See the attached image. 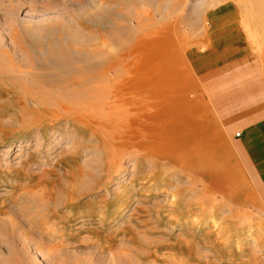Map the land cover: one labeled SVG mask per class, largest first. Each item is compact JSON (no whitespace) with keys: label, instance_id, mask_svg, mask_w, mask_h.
<instances>
[{"label":"rangeland","instance_id":"rangeland-1","mask_svg":"<svg viewBox=\"0 0 264 264\" xmlns=\"http://www.w3.org/2000/svg\"><path fill=\"white\" fill-rule=\"evenodd\" d=\"M112 2L0 0V71L10 72L12 62L3 51H16L10 37L22 30V22L33 27L32 32L24 28L22 35L35 39L43 34L53 43L58 51L46 63L57 64L65 74L93 67L68 48L81 44L78 23L91 12L112 14L103 28L112 38L113 53L147 33L169 35L177 53L174 78L187 83L185 95L197 102L193 123L202 121L206 136L222 150L217 160L221 179L209 178L218 169L209 158L189 169L180 159H140L135 147L117 151L111 138L118 132L108 128L101 129L104 145L95 135L79 133L54 117L66 114L58 102L76 104L73 93L44 98V105L56 110L53 116L0 107V264H264V197L232 135L219 132L225 124L213 117V105L189 65L193 54L200 53L193 51L203 32L206 49L208 18L225 26L222 46H229L236 34L242 52L246 43L250 59H259L264 69V0ZM88 34L82 30L83 37ZM30 57L38 64L36 55ZM55 72L52 66L43 76L49 86L57 83ZM101 80L98 101H113L110 88L122 79L111 73ZM49 208L55 217L46 216ZM50 229L67 236L64 247L56 249L58 239L41 235Z\"/></svg>","mask_w":264,"mask_h":264},{"label":"bare ground","instance_id":"bare-ground-1","mask_svg":"<svg viewBox=\"0 0 264 264\" xmlns=\"http://www.w3.org/2000/svg\"><path fill=\"white\" fill-rule=\"evenodd\" d=\"M116 1L121 2V0ZM113 3L114 0L112 5L115 4ZM94 12L89 13L90 15L86 19L78 23L81 44L69 45L68 47L69 53L81 61L93 64L92 69L89 71L79 68V72L65 74L57 64L46 63L47 58L58 50H54L53 43L51 44L46 40V35L40 34L35 39L30 38V36L27 38L24 36L25 34L22 35L20 32H23L24 28L30 31V27H32L24 26V22H22V30L19 27L20 30L15 29L11 33L10 40L13 41L17 49L16 51L13 49L10 53L7 49L3 51L4 57L9 59L12 64H9L10 72L0 71L1 109L6 111L5 109L15 106L19 114L39 117L43 111L53 116L56 110L47 108L43 102L44 98L60 91L73 93L77 95L74 106L58 102L59 106L66 111V114L61 117L54 116L58 118L57 120L63 119L72 127L74 126L79 133L95 135L103 145L105 139L102 140L103 133L101 129L108 128L109 131H117L118 133L113 137L112 134L110 135L111 140L113 139L114 143L118 145L114 149L118 151L133 147L138 148L141 152L140 159L153 156L167 160L168 163L180 159L182 162L179 164L193 169V166H188L200 162L203 166L205 160L209 158L211 159V165L213 167L216 165V168H218L217 170L214 168L215 170L211 172L209 178L212 181L220 180L222 172L217 160L222 150L217 148L206 136L205 124L202 121H200V126L193 123L192 111L194 104L197 102L194 103L190 100L192 97L189 98L185 95L187 83L185 84V82L174 78V73L177 71L174 64L177 53L172 38L169 35L161 36L156 33H147L138 37L132 45H122L117 53H113L109 49L112 38L108 36L105 28H103L112 14L104 17L105 14L102 13L101 16L97 17ZM111 12L114 13V10ZM111 12L109 10L108 13ZM82 30L88 31L89 34L83 37ZM65 49L67 48L65 47ZM31 55H36L38 64H32ZM81 65L85 64L79 66ZM52 66L56 70L57 83L49 86L43 76ZM111 73H113V78L122 79L121 83L115 82L110 88V97L113 101H98L96 92L100 89L101 78ZM33 104L35 106H32ZM43 123L44 121H41L39 126L44 125ZM109 139L108 141H110ZM172 164L175 165L176 163ZM200 172L202 173V171ZM219 183L221 184V182ZM218 189L220 188L218 187ZM71 200L70 204H72ZM46 214L48 217L56 216L53 208L46 209ZM51 230H44L41 235L54 242L58 239L56 249L64 247L65 242L68 241V239H65L67 236L65 237L63 233L56 234Z\"/></svg>","mask_w":264,"mask_h":264},{"label":"crops","instance_id":"crops-1","mask_svg":"<svg viewBox=\"0 0 264 264\" xmlns=\"http://www.w3.org/2000/svg\"><path fill=\"white\" fill-rule=\"evenodd\" d=\"M206 19L209 25L206 49L203 32L200 47L193 51L200 50V53L193 54L189 65L196 81L202 84L203 94L206 91L213 105V117L222 119L225 124L219 132L232 135L264 197L263 63L250 59L246 43L242 52L241 46L236 44V34L229 46H222L225 26ZM210 108L207 109L209 115L212 114Z\"/></svg>","mask_w":264,"mask_h":264}]
</instances>
